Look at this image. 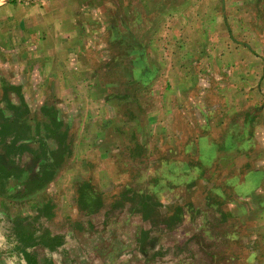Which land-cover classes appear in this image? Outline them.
Listing matches in <instances>:
<instances>
[{
    "label": "rangeland",
    "instance_id": "374dc122",
    "mask_svg": "<svg viewBox=\"0 0 264 264\" xmlns=\"http://www.w3.org/2000/svg\"><path fill=\"white\" fill-rule=\"evenodd\" d=\"M92 1L0 0V99L4 82L19 76L37 82L26 89L30 125L46 130L54 116L49 111L57 109L59 131L68 130L71 144L49 192L12 198L23 192L25 176L0 189L1 248H12L9 239L20 226L37 225L28 212L48 197L59 205L56 228L78 230V223L89 222L74 207L85 181L113 202L129 190L151 191L174 164L189 163L192 178L200 179L195 189L189 181L182 185L194 194L189 214L205 220L203 232L213 236L209 248L220 247L221 254L216 262L198 263L235 264L233 250L248 253L242 243L227 244L233 232L241 242L256 238L263 249L264 0ZM27 43L37 46L39 57L24 51ZM75 53L80 69L72 63ZM129 62L148 73L134 77ZM5 153L0 143L8 160ZM229 208H237V219L222 215ZM197 229L182 224L174 237ZM201 233L193 240L196 251L206 245Z\"/></svg>",
    "mask_w": 264,
    "mask_h": 264
},
{
    "label": "crops",
    "instance_id": "0c3cea01",
    "mask_svg": "<svg viewBox=\"0 0 264 264\" xmlns=\"http://www.w3.org/2000/svg\"><path fill=\"white\" fill-rule=\"evenodd\" d=\"M80 2L85 4L84 0ZM81 11L83 12L84 9ZM81 38L80 36L76 40L80 41ZM87 44L86 47H90L91 50V41L89 40ZM47 46L48 42L42 43L40 51L46 63L49 61ZM24 51H30L39 57L37 46L33 43L28 44ZM49 54L52 55L51 52ZM76 54L72 63L76 69H80V62L75 59L80 58L81 55L76 56ZM129 63L128 67L131 66L133 69L134 77L148 73V71H142V68L139 70V65L136 67L134 62ZM22 67L25 70L29 68L26 61L23 62ZM22 67L18 69L22 70ZM155 70L157 69L154 68ZM18 78L19 80H13L14 82L3 83V95L0 100L8 101L15 106L28 105L26 89L31 87L34 81H26L23 76ZM87 83L91 84L90 81H86ZM79 84L78 82V87ZM62 95H65L64 91ZM76 98L79 99L80 96ZM55 111L59 116L58 110L55 109ZM59 119L61 121L60 116ZM68 159L66 158L64 164ZM169 171L171 172L163 181L160 176L157 177L159 182L151 191H137L129 194L132 192L129 190V192L115 195L113 202H108L105 195L95 189V183L92 180L85 181L77 191L74 207L88 218L89 222L84 225L82 222L78 223L76 227L78 230L72 228L66 231L64 228H56L60 227L58 224L55 225L54 221L59 215V205L56 199L48 197L45 202L28 212L29 217L34 218L37 225L28 230L20 226L18 234L15 230L14 237L10 238L8 243L13 246L7 251L0 246V264H199V260L202 263L205 257H208L209 261L220 260L221 254L218 251L220 247L215 251H212L213 245L209 248L208 239L212 243L213 236L208 232H203L205 228L202 226L205 225V220L189 214V204L194 203V200H188V197L193 198V190L182 187L185 182L189 181L195 189L200 179L192 178L193 167L189 166V163L188 165L186 163L174 164ZM57 177L58 173L44 188L18 199L44 195L49 192L51 184ZM176 189L179 190L178 194ZM11 197L17 198V195H11ZM236 209L230 212L229 208L222 215L236 218ZM209 210L211 211L210 207ZM186 223L198 224L199 229L182 238L174 237L178 234L181 225ZM199 230H202L201 236L207 239H203L206 245L202 251L193 249L195 245L193 240ZM222 238L221 240L217 238V242H222ZM227 241V244L242 243L249 247L248 253L243 255L235 253L234 250L232 253L229 252L231 253L229 261L235 264H264V248L257 247L256 238L251 240L248 237L247 243L241 242V239L233 232ZM217 242L215 244L214 240V246Z\"/></svg>",
    "mask_w": 264,
    "mask_h": 264
},
{
    "label": "trees",
    "instance_id": "16d2710c",
    "mask_svg": "<svg viewBox=\"0 0 264 264\" xmlns=\"http://www.w3.org/2000/svg\"><path fill=\"white\" fill-rule=\"evenodd\" d=\"M28 112L27 105L15 106L8 101L4 108L0 107V143H4L9 155L8 160L0 155V189L10 180H22L25 176L19 185L23 192H18L17 198L47 186L71 154V144L67 142L69 132L67 129L59 131L62 122L56 111H49L54 116L46 130L38 124L33 129ZM43 132L47 134L43 136ZM35 142L39 144L37 149L31 147ZM24 160L32 162L31 166L22 167Z\"/></svg>",
    "mask_w": 264,
    "mask_h": 264
},
{
    "label": "bare ground",
    "instance_id": "6f19581e",
    "mask_svg": "<svg viewBox=\"0 0 264 264\" xmlns=\"http://www.w3.org/2000/svg\"><path fill=\"white\" fill-rule=\"evenodd\" d=\"M1 2H3V0H1Z\"/></svg>",
    "mask_w": 264,
    "mask_h": 264
}]
</instances>
